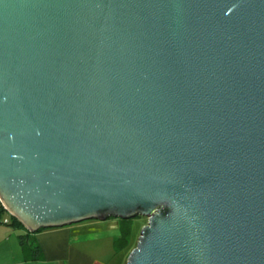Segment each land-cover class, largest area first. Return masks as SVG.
Wrapping results in <instances>:
<instances>
[{
    "label": "water",
    "instance_id": "95a60500",
    "mask_svg": "<svg viewBox=\"0 0 264 264\" xmlns=\"http://www.w3.org/2000/svg\"><path fill=\"white\" fill-rule=\"evenodd\" d=\"M0 206L145 216L125 264H264V0H0Z\"/></svg>",
    "mask_w": 264,
    "mask_h": 264
},
{
    "label": "crops",
    "instance_id": "0c3cea01",
    "mask_svg": "<svg viewBox=\"0 0 264 264\" xmlns=\"http://www.w3.org/2000/svg\"><path fill=\"white\" fill-rule=\"evenodd\" d=\"M102 222L112 224V228L118 226L117 223L113 225L115 221L112 218ZM92 226L99 228L98 224ZM78 230L77 226L68 225L37 232L35 238L43 257L31 260L26 257L18 240V234L25 230L0 222V264H99L78 248L77 245L85 239Z\"/></svg>",
    "mask_w": 264,
    "mask_h": 264
},
{
    "label": "rangeland",
    "instance_id": "374dc122",
    "mask_svg": "<svg viewBox=\"0 0 264 264\" xmlns=\"http://www.w3.org/2000/svg\"><path fill=\"white\" fill-rule=\"evenodd\" d=\"M5 213V212H4ZM5 215L10 218L7 213ZM113 225L96 219L85 220L72 224L77 226L80 235L85 238L78 246L83 252L94 258L99 264H125L130 248L136 245L138 235L144 224L147 223L145 216H136L124 221V225H130L127 235V246H117V239L121 237L123 231L120 228L119 218H112ZM98 224V227L92 226Z\"/></svg>",
    "mask_w": 264,
    "mask_h": 264
},
{
    "label": "trees",
    "instance_id": "16d2710c",
    "mask_svg": "<svg viewBox=\"0 0 264 264\" xmlns=\"http://www.w3.org/2000/svg\"><path fill=\"white\" fill-rule=\"evenodd\" d=\"M0 209H2L1 210V214H2L4 212V210L1 206H0ZM119 220H120V228L122 229L123 233H122L121 237H119L117 239V246H119V245L127 246L126 237L129 234L130 225H128V224L124 225V221L126 222V219H119ZM0 222H3V220H1ZM6 224L10 225L12 228L16 227V228H23L24 229L23 225L18 220H16L14 217H10L9 220L6 222ZM40 231L41 230H39L38 232H40ZM36 233L37 232L30 233V232L25 230L24 233L18 234V240H19V243L21 245V248L23 249L26 257L28 259H31V260H39L43 257L41 247L35 238ZM134 246H132L130 248V250Z\"/></svg>",
    "mask_w": 264,
    "mask_h": 264
},
{
    "label": "built area",
    "instance_id": "2783aa9c",
    "mask_svg": "<svg viewBox=\"0 0 264 264\" xmlns=\"http://www.w3.org/2000/svg\"><path fill=\"white\" fill-rule=\"evenodd\" d=\"M1 210L2 209H0V216L1 215L2 216L0 217V221L3 220V222L6 223L9 220V218L5 215L6 211L3 209L5 213L2 211L3 213L1 214Z\"/></svg>",
    "mask_w": 264,
    "mask_h": 264
}]
</instances>
